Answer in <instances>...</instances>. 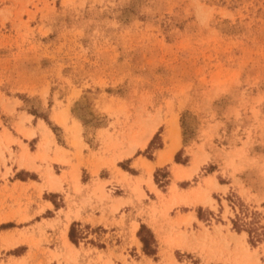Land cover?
I'll list each match as a JSON object with an SVG mask.
<instances>
[{"label": "rangeland", "instance_id": "obj_1", "mask_svg": "<svg viewBox=\"0 0 264 264\" xmlns=\"http://www.w3.org/2000/svg\"><path fill=\"white\" fill-rule=\"evenodd\" d=\"M0 264H264V0H0Z\"/></svg>", "mask_w": 264, "mask_h": 264}, {"label": "trees", "instance_id": "obj_2", "mask_svg": "<svg viewBox=\"0 0 264 264\" xmlns=\"http://www.w3.org/2000/svg\"><path fill=\"white\" fill-rule=\"evenodd\" d=\"M174 160L175 161H178V158H177V155H175L174 157ZM74 223H72L70 225V228H69V231H68V237L69 239L72 241V242H76V239H75V234H74ZM144 227L141 225L139 231H138V234L140 236V241L142 242V248L144 251L150 253L152 250H149V243L151 240H153V237H152V234L149 233V238L147 237H144V236H141L140 235V232H141V229H143Z\"/></svg>", "mask_w": 264, "mask_h": 264}, {"label": "bare ground", "instance_id": "obj_3", "mask_svg": "<svg viewBox=\"0 0 264 264\" xmlns=\"http://www.w3.org/2000/svg\"><path fill=\"white\" fill-rule=\"evenodd\" d=\"M57 117V116H56ZM56 119V118H55ZM172 121V120H171ZM170 124V123H169ZM45 128V127H44ZM171 129V133L173 134L172 135V139H174L176 136H177V127H176V125H175V123H172V127L170 128ZM47 130V129H46ZM49 132V131H48ZM171 133H170V137H171ZM150 136V130H148V132L147 133H145V137H144V140H142V144H143V142H146V140L148 139V137ZM177 147V145H175V143L174 144H172V147H171V149L170 150H174L175 148ZM133 148V147H132ZM128 154V153H127ZM147 168V167H146ZM148 169L149 170H151V166H148ZM196 169V168H195ZM179 173V172H178ZM176 174V173H175ZM52 175V174H51ZM201 197V196H200ZM200 197H197V199L199 198L200 199ZM205 200H207V199H205ZM197 201H199V200H197ZM210 201V200H209ZM207 202V201H206Z\"/></svg>", "mask_w": 264, "mask_h": 264}, {"label": "crops", "instance_id": "obj_4", "mask_svg": "<svg viewBox=\"0 0 264 264\" xmlns=\"http://www.w3.org/2000/svg\"><path fill=\"white\" fill-rule=\"evenodd\" d=\"M177 142H178V139H175V140H173V143H172V144L175 143V145H177ZM175 149H176V148H175ZM173 151H174V150H169V152H167V155H166V157H165V160L170 159L171 154L173 153Z\"/></svg>", "mask_w": 264, "mask_h": 264}]
</instances>
